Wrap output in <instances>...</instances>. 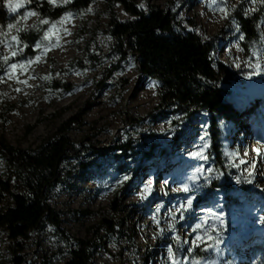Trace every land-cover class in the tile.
<instances>
[{
    "label": "rangeland",
    "instance_id": "rangeland-1",
    "mask_svg": "<svg viewBox=\"0 0 264 264\" xmlns=\"http://www.w3.org/2000/svg\"><path fill=\"white\" fill-rule=\"evenodd\" d=\"M135 1L146 13L149 5L158 6L176 14L186 30L205 41L217 40L213 56L229 68L264 69V49L253 50L252 60L245 59L244 37L236 22L238 14L252 15L263 0ZM35 14L22 20V29H34L39 20ZM112 18L133 20L112 0H95L83 19L65 15L48 27V39L54 43L48 52L9 66L0 79V140L34 152L62 135L77 150L48 194L60 228L45 221L19 245L1 231L0 264H65L77 240L92 245L93 264H140L148 253L150 264H264V102L239 90L230 96L236 113L227 160L235 172L220 178V184L231 194L211 200L210 123L199 118L172 127L155 111L160 85L142 73L136 56H121L108 35ZM16 30L8 26L6 35ZM4 44L7 56L12 49ZM53 62L56 70L81 63L84 69L60 75L57 81L65 90L50 96L45 79ZM73 119L81 123L69 126ZM63 129L67 131L61 133ZM154 134L163 136L155 163L141 156L126 160L132 186L123 188V182L103 168L114 161L110 150L129 137L148 146L143 140H155ZM187 148L202 157L183 163L180 153ZM8 173L0 162L3 180ZM192 176L194 181L186 180ZM9 203L11 198L0 189V207ZM233 204L239 208L235 212ZM179 252L183 257L178 260Z\"/></svg>",
    "mask_w": 264,
    "mask_h": 264
},
{
    "label": "trees",
    "instance_id": "trees-1",
    "mask_svg": "<svg viewBox=\"0 0 264 264\" xmlns=\"http://www.w3.org/2000/svg\"><path fill=\"white\" fill-rule=\"evenodd\" d=\"M94 1L67 0L64 4L55 5L51 0H0V79L5 76L9 66L35 61L39 53L48 52L54 46L53 40L47 36L48 27L61 21L67 14L83 19ZM10 2L13 6L21 4L22 7L13 12L9 7ZM112 2L120 5L133 20L122 23L112 18L108 24V35L116 41L121 56H127L128 53L136 56L142 73L159 83V105L155 111L164 116L172 127H178L184 121L195 122L199 118L210 123L214 164L209 179V185L212 186L209 197L214 200L225 193L228 199L231 192L223 190L220 178L235 172L232 163L227 160L231 150L228 139L236 113L229 98L239 90L247 97L264 102V69L256 65L254 69L237 71L216 60L213 52L217 49V40L205 41L197 33L186 30L172 12L149 5L150 11L146 13L137 7L135 0ZM26 12H34L39 16L34 29H22L21 17ZM236 22L244 37L242 49L245 59L252 60L253 50L264 49V0L252 15L238 14ZM9 25H15L17 29L13 35H6ZM196 25L193 24V27ZM4 42L10 44L12 49L7 56L3 52ZM75 69L83 70V63L72 65L66 70H56V62H53L45 79L50 96L65 90L57 81L59 76ZM78 123L81 122L73 119L69 126ZM66 131L63 129L61 133ZM154 135L155 140L147 137L143 140L148 146L129 137L110 150L114 161L103 168L114 179L123 182V188L132 186H128L127 182L131 171L126 160L141 156L145 162L155 163L163 136ZM75 152L77 150L70 139L62 135L34 152L15 148L0 140V162L9 170L6 180L0 174V189L11 198L8 206L0 207V232L7 231L9 238L19 245V242L29 239L34 231L40 229L45 221L60 228L59 214L50 209L48 194L60 178L63 164ZM136 176L132 181L134 183L138 180ZM15 188L19 191L15 192ZM208 191L205 185L204 193L208 194ZM226 203L231 204L232 199ZM237 209L234 204L231 206L232 212ZM114 212H120L119 207ZM91 251L89 242L77 240L70 251L71 259L65 264H93ZM149 255H143L140 264H150ZM182 257L179 252L178 260ZM17 264L25 262L17 261Z\"/></svg>",
    "mask_w": 264,
    "mask_h": 264
},
{
    "label": "bare ground",
    "instance_id": "bare-ground-1",
    "mask_svg": "<svg viewBox=\"0 0 264 264\" xmlns=\"http://www.w3.org/2000/svg\"><path fill=\"white\" fill-rule=\"evenodd\" d=\"M131 106L134 107L136 106L137 102L135 101V99H132L131 101ZM194 148H187L186 150H183L180 153L181 156V160L183 161V163H189L191 164L192 162H194L195 160H197L198 158L202 157L201 155L196 156L195 154L191 155L193 153ZM195 177H186V180L190 181H194Z\"/></svg>",
    "mask_w": 264,
    "mask_h": 264
},
{
    "label": "snow or ice",
    "instance_id": "snow-or-ice-1",
    "mask_svg": "<svg viewBox=\"0 0 264 264\" xmlns=\"http://www.w3.org/2000/svg\"><path fill=\"white\" fill-rule=\"evenodd\" d=\"M9 7H10V9H11L13 12H15V11L17 10V8H18V7H22V5H21V4H17V5H15V6H13V4L10 2V3H9ZM33 15H36V14H35L34 12H29V13H27V16H22V17H21V20H26L28 17L33 16ZM18 23H19V21H18ZM42 23L47 24L48 21H42ZM13 27H15V25H9V28H10V29L13 28ZM14 39H15V38H14ZM4 59L7 60V57H5ZM12 67L15 68V67H18V66H17V65H12ZM189 203H191V201H189Z\"/></svg>",
    "mask_w": 264,
    "mask_h": 264
}]
</instances>
